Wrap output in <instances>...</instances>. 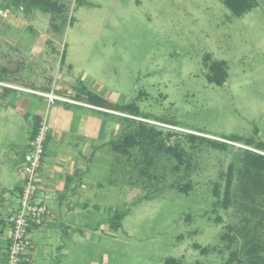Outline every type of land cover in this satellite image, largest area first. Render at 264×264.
<instances>
[{"label": "rangeland", "instance_id": "1", "mask_svg": "<svg viewBox=\"0 0 264 264\" xmlns=\"http://www.w3.org/2000/svg\"><path fill=\"white\" fill-rule=\"evenodd\" d=\"M52 1L63 6L60 13L9 5L8 15H0V81L17 90L0 84V158L14 150L0 178L16 181L29 150L33 120L16 112L25 100L30 105L21 110L30 114L43 104L104 111L91 112L119 133L104 125L100 141L91 142L85 176L94 184L78 192L89 205L75 215L79 230L86 227L63 241L67 260L36 264H264V174L249 155L264 156L257 147L264 143V0L239 16L225 0ZM6 5L0 0V10ZM214 62L225 63L221 85L209 80L221 72ZM55 85L58 91L47 92ZM26 92L53 93L64 102ZM88 94L108 106H95ZM128 121L145 123L166 145L185 150L190 166L173 171L175 160L162 154L140 177V148L125 157L110 147ZM190 134L227 148L198 142L191 148ZM184 186L187 193L178 191ZM5 199L17 208L19 190Z\"/></svg>", "mask_w": 264, "mask_h": 264}, {"label": "crops", "instance_id": "2", "mask_svg": "<svg viewBox=\"0 0 264 264\" xmlns=\"http://www.w3.org/2000/svg\"><path fill=\"white\" fill-rule=\"evenodd\" d=\"M75 3L77 4L78 0H75ZM0 84L3 85L1 87L4 89H12L6 91H17L12 88L13 84L11 83L0 81ZM57 87L58 85H55L47 92L55 93L56 90L58 91ZM5 94L4 96H6ZM27 94L38 96L34 93ZM62 94L68 96L66 92H62ZM25 101L19 106L21 109L27 110L30 101ZM54 106L55 109H52V105L43 104L44 108L35 110L36 113L34 114L23 112L16 107V112L19 111L21 114H25L27 119L32 118L33 120V126H31V130L26 136V145L31 140L35 118H38L40 122L44 120L50 129V135L49 137L47 135L41 167L38 172L39 190L37 194L38 200L45 205L47 214L44 216L41 225L30 230L31 249L29 261L26 264H36L39 258L44 261L54 256H57V261L67 260L70 254L69 248L64 245L63 241H72L73 233L79 230L75 222V215L81 214L83 212L82 207L86 208L89 205L83 196L78 199L77 194L79 191L83 195L88 193V187H92L94 184L85 176V170L88 163L91 162L90 157L93 151L91 142L94 139L100 141L104 125L108 129L111 126L110 131L112 134L119 133L118 129H113L108 120L98 119L95 113L91 112L104 113V111L92 108L90 112H87L68 107L70 105L61 107L55 104ZM76 110L78 111V117L75 119L74 112H77ZM108 129L106 130L108 131ZM13 151L10 149L6 152L5 160L0 158V174H2L1 168L5 166V163L9 159L11 161L14 159ZM10 174H13L12 171H10ZM19 182V172L16 173V181L0 178V197L2 200L0 207V256H2V262L3 259H6L8 237L10 235V228L9 231L6 230V227H9L6 218L14 210L5 197L13 189L18 192ZM3 208L6 209L3 210ZM79 226L82 227L79 230L82 235L85 230L83 227H86V224L82 223ZM107 227L110 228L111 226ZM103 260H106V256H103Z\"/></svg>", "mask_w": 264, "mask_h": 264}, {"label": "trees", "instance_id": "3", "mask_svg": "<svg viewBox=\"0 0 264 264\" xmlns=\"http://www.w3.org/2000/svg\"><path fill=\"white\" fill-rule=\"evenodd\" d=\"M8 5H6L3 9H9L8 6L12 5L15 8H22L24 11L29 12L30 7L32 8H40L41 10L51 13V14H57L60 13L61 8L63 7L62 5H58L56 2L52 0H6ZM225 5L237 15H241L247 11H249L252 7L255 6L254 0H225L224 1ZM61 27L59 26H54L55 30H58V28ZM216 64L217 67H221V72L220 74L216 75L215 77L209 78V80L216 85H221L222 82L225 79L226 72L223 70L225 63L224 62H219L216 63L214 62V65ZM5 90H12L6 88ZM74 99L80 100L79 94L73 96ZM87 101L96 104L95 106L98 107H107L106 102L95 95L88 94ZM131 113L133 115H139L135 110H131ZM145 123H141L140 121H128V124L126 126L122 127V133L119 136L117 141L110 142V147L111 150L118 156H125L128 157L131 153V151L135 148H140V155L143 157L142 163H141V169H139V176H147L148 170L152 166H154V157L159 156V155H167L169 157H172L175 160V165L172 167L173 171H179V169L182 166H190L192 157L187 154L185 150L180 149L178 146H168L166 145L162 138L160 137V133L153 134L154 131L153 129L146 128L144 125ZM40 125V121L38 118H35V124H34V129L32 132L31 139L34 138L36 135L38 128ZM190 141H191V148L196 147L195 144L196 142L199 143V145H206L208 144L209 147L213 149H226L227 145L224 143H219L210 139H206L203 137H198L195 135L190 134L189 136ZM229 139L237 140L238 139L235 136L228 137ZM260 150H264V143L259 144L257 146ZM250 155V162L253 164L255 169L257 170V173L259 174H264V156L263 155H253L252 153H249ZM231 173H232V167L229 166V169L226 173V181H225V189H224V198H223V207H225V204L229 200L228 194L231 186ZM170 188H174V186H170ZM189 188L188 186L184 187H179L178 191L181 193H187ZM20 193V189H19ZM215 196H218L217 191L213 192ZM125 217V214L123 215H114V219H122ZM251 241L253 240L252 238L250 239ZM262 252H264V246L260 248ZM163 264H181L177 262L174 259H166Z\"/></svg>", "mask_w": 264, "mask_h": 264}, {"label": "built area", "instance_id": "4", "mask_svg": "<svg viewBox=\"0 0 264 264\" xmlns=\"http://www.w3.org/2000/svg\"><path fill=\"white\" fill-rule=\"evenodd\" d=\"M8 9H1L0 15H8ZM38 95V93H35ZM40 94V93H39ZM48 100L49 104L63 101L61 97L51 94H40ZM49 127L43 120L40 122L38 131L29 142V150L25 153L19 167V204L18 207L6 218L10 228L6 259L4 264H26L29 261L28 251L31 249L29 238L30 230L41 225L47 214L45 205L38 200L39 190L38 172L44 154V145L47 140Z\"/></svg>", "mask_w": 264, "mask_h": 264}]
</instances>
